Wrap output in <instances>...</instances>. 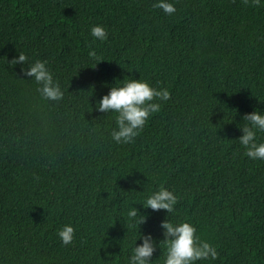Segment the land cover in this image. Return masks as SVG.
<instances>
[{"label":"trees","instance_id":"1","mask_svg":"<svg viewBox=\"0 0 264 264\" xmlns=\"http://www.w3.org/2000/svg\"><path fill=\"white\" fill-rule=\"evenodd\" d=\"M153 3L0 0V264H126L139 231L162 239L166 210L142 205L161 185L178 197L169 218L217 248L197 264H264V160L237 140L244 114L264 110V4L174 0L167 15ZM96 24L106 40L92 37ZM18 51L48 61L61 100L9 65ZM130 77L170 98L134 142L117 144L114 115L96 102ZM130 206L145 223L126 216Z\"/></svg>","mask_w":264,"mask_h":264},{"label":"clouds","instance_id":"2","mask_svg":"<svg viewBox=\"0 0 264 264\" xmlns=\"http://www.w3.org/2000/svg\"><path fill=\"white\" fill-rule=\"evenodd\" d=\"M251 2L257 6L264 4V0ZM152 6L161 9L167 15L176 12L174 0H154ZM90 32L97 40L107 39L108 34L103 25H93ZM89 55L96 59V64L102 61L94 50L90 51ZM8 62L10 66L20 65L23 76L36 82L37 91L42 98L59 101L64 97V89L54 78L47 60L29 61L23 51H18V55L13 56ZM105 86L108 87V91L96 102V111L114 115L115 127L110 134L117 144L134 142V138L143 129L148 118L160 111L161 104L158 101H167L170 98L167 88L155 87L142 78L115 79L112 85ZM242 118L246 123L237 126L242 133L237 140L244 147V154L252 160H264V141L257 139L258 133H264V110H253L244 114ZM134 183L138 184L139 181ZM177 200L174 191L162 185L144 198L142 205L145 209L166 210L165 218L160 222L162 239L154 237L151 232L139 231L138 238L134 240V246L126 258V264H153V255L157 249L163 251V264H197L198 261L217 258L216 246L201 239L191 222L173 221L169 218V214L175 213ZM126 216L138 225L147 220V216L141 214L134 206L128 208ZM74 233L75 229L71 223L64 224L57 230V236L63 245L72 243ZM137 240L140 243H137Z\"/></svg>","mask_w":264,"mask_h":264}]
</instances>
